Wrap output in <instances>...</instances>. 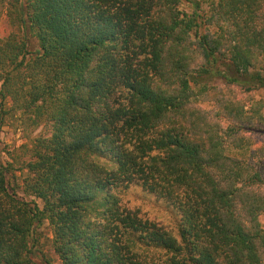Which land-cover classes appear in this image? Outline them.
<instances>
[{"label": "trees", "instance_id": "16d2710c", "mask_svg": "<svg viewBox=\"0 0 264 264\" xmlns=\"http://www.w3.org/2000/svg\"><path fill=\"white\" fill-rule=\"evenodd\" d=\"M182 1L0 0V107L48 128L0 164V264H264V0Z\"/></svg>", "mask_w": 264, "mask_h": 264}, {"label": "rangeland", "instance_id": "374dc122", "mask_svg": "<svg viewBox=\"0 0 264 264\" xmlns=\"http://www.w3.org/2000/svg\"><path fill=\"white\" fill-rule=\"evenodd\" d=\"M200 2L201 9H207L211 0H197ZM181 9L186 12L193 11V5L190 1L183 0ZM201 10V11H202ZM9 28V19L0 7V30ZM206 26L202 25L199 32H204ZM29 48L33 51L36 47L35 38L30 36ZM1 87V82H0ZM264 96V90L257 94V98ZM208 108L210 112L216 110L213 102L201 104ZM0 164H11L12 175L16 176V181L26 173L24 169L26 162L29 160V147L34 139L48 131V128L42 125H36L28 116L17 111L2 112L0 107ZM223 124L228 121L223 120ZM122 200L125 205L139 211L143 217L153 219L159 222L168 230L178 233V213L165 200L160 199L155 194L145 191L141 186H131L127 191L122 192ZM41 203V201H40ZM261 222L264 226V214L261 216ZM37 248L40 259L49 260L53 263H59L58 255L53 247V231L49 222L46 220L38 229Z\"/></svg>", "mask_w": 264, "mask_h": 264}]
</instances>
